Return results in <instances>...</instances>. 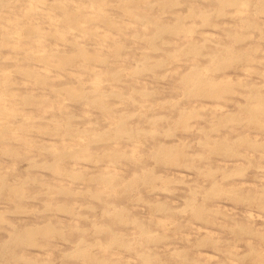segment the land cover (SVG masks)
Returning <instances> with one entry per match:
<instances>
[{"label": "rangeland", "instance_id": "rangeland-1", "mask_svg": "<svg viewBox=\"0 0 264 264\" xmlns=\"http://www.w3.org/2000/svg\"><path fill=\"white\" fill-rule=\"evenodd\" d=\"M0 264H264V0H0Z\"/></svg>", "mask_w": 264, "mask_h": 264}]
</instances>
